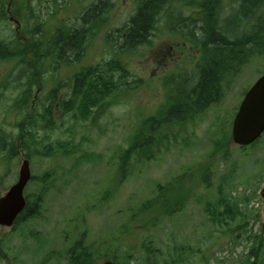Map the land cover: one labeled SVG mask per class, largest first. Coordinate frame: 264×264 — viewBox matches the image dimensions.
I'll list each match as a JSON object with an SVG mask.
<instances>
[{
  "label": "rangeland",
  "instance_id": "1",
  "mask_svg": "<svg viewBox=\"0 0 264 264\" xmlns=\"http://www.w3.org/2000/svg\"><path fill=\"white\" fill-rule=\"evenodd\" d=\"M18 1L11 11L15 7L21 19L20 32L6 11L0 21V40L7 43L15 34L27 40L24 31L36 20H23L25 13L37 16L48 30L62 20L72 22L96 0H27L19 10ZM109 1L113 7L103 16L105 21L83 65L110 59L111 45L105 35L126 24L134 13L135 0ZM188 3L184 17L197 12ZM221 3L220 19L238 6V0ZM153 34L148 46L125 59L130 73L127 82L135 84L134 89L121 93L95 122L74 123L72 115L57 113L54 121L60 130L38 132L37 146L26 142L23 151L18 150L17 125L24 113L16 107L21 91L13 83L20 70L18 61H0V131L8 144L17 146L18 153H0V197L17 181L27 152L35 179L28 183L26 196L32 201L44 185L49 188L37 217L9 230L0 228V264H69V249L79 240L95 252L96 264L106 260L104 255L116 257V264H149L144 248L156 252L151 264H243L256 246L254 235H259L257 246L261 248L257 264H264V133L256 144L244 148L232 144L229 137L239 104L264 73V54L242 67L217 104L189 122L161 130L153 159L133 155L128 175L120 180L117 158L128 147L129 137L166 105L171 87L185 88L196 77L199 47L169 34L164 18ZM72 73L73 69H67L43 75L42 84L31 92L28 107L35 105L38 113L56 83L66 82ZM67 92L68 88H61L59 98ZM41 177L46 184L37 180ZM165 185L181 189L182 195L188 192L189 198L182 205L169 203V209L180 207V212L162 216L155 230L143 233L144 225L154 226L148 223L149 216H157L156 206L142 210L143 203L158 198V189ZM122 221L129 232L125 234L126 226L118 230L117 242L130 241L129 248L113 241ZM124 251H128L127 261L122 257Z\"/></svg>",
  "mask_w": 264,
  "mask_h": 264
},
{
  "label": "trees",
  "instance_id": "2",
  "mask_svg": "<svg viewBox=\"0 0 264 264\" xmlns=\"http://www.w3.org/2000/svg\"><path fill=\"white\" fill-rule=\"evenodd\" d=\"M26 1L19 0L17 9L23 8ZM188 1L191 2L190 7L197 12L185 18L182 17L181 11L189 6ZM5 3L6 0H0V21L4 20L6 14ZM16 3L17 0H7L6 4L16 6ZM112 7L113 4L109 0H96L79 17L72 18V22L66 21L69 18L62 20L63 23L53 25L48 30L44 29L45 23L40 22L37 16L31 13L28 16L25 13L23 20H36L24 31H27L24 33L28 36L27 40L16 34L12 42L0 40V61H18L20 70L13 83L15 87H20L21 91L16 107L24 113L17 125L18 138L21 140L18 150L23 151L26 142L33 147L37 146L38 132L53 131L54 127V130L59 129L54 121V115L57 113L61 116L72 115L74 123L87 120L95 122L111 103H116V98L120 99L121 93L134 89L135 84L131 86L127 82L130 73L125 59L135 55L139 48L150 44L156 25L163 18L169 34L187 39L195 47H199L200 58L194 83L190 86L186 84L185 88L171 87L166 105L156 116L142 122L140 128L129 137L128 147L118 155L120 180H124L128 175L129 160L133 155L138 159H153L160 143V138L156 136L161 130L175 123L180 125L189 122L210 106L217 104L242 67L253 57L264 54V0H238L236 9L223 19H220L224 9L221 0H135L134 13L127 23L105 35L106 43L111 45L110 59L83 65L86 51L105 21L103 16L111 11ZM27 10L31 12L30 7ZM10 14L21 23L15 7L10 10ZM15 31L20 32V28ZM67 69H73V73L68 75L66 82L56 83L45 99L47 102L40 103L39 112L35 113V105L29 108L31 92L34 86L39 87L42 84L43 75L59 74ZM61 88H68L63 99L59 98ZM16 149L17 146L14 143L8 144L0 131V153L8 152L9 155L17 156ZM23 157L29 161L31 154L24 153ZM34 179L32 176L30 181ZM37 180L46 184L45 177ZM172 188L169 185L160 187L158 198L143 203V208L141 206L142 210L153 205L157 207V216H149L147 219L148 223L151 221L154 226L144 225L141 227L143 233L155 230L162 216L172 217V214L180 212V207L176 211L169 209V203L182 205L188 200V192L182 195L181 189ZM48 190V186L44 185L32 201L29 195L26 196V206L15 221L14 228L40 214L41 204ZM221 204L225 205V202ZM207 213L214 214L210 210H207ZM123 226H126L124 221L116 227L118 229L114 231L113 241L116 245L129 248L132 242H117L118 230ZM128 232L127 227L125 234ZM138 232L140 231L137 230ZM254 236L257 246L260 243L257 240L259 235ZM256 246L250 249L243 264H247L251 259L249 264H257L261 248ZM144 252L151 264L157 256L156 252L152 248H144ZM69 254V264H96L95 252L90 250V246L82 244L81 240L75 242L72 253L70 251ZM123 255L127 261L128 251H124ZM101 257L117 261L116 257L111 255Z\"/></svg>",
  "mask_w": 264,
  "mask_h": 264
},
{
  "label": "water",
  "instance_id": "3",
  "mask_svg": "<svg viewBox=\"0 0 264 264\" xmlns=\"http://www.w3.org/2000/svg\"><path fill=\"white\" fill-rule=\"evenodd\" d=\"M264 133V74L245 94L231 127L232 144L246 147ZM31 179L29 161L23 158L17 181L0 197V227L10 228L26 206L24 190ZM264 199V187L261 190ZM102 264H114L107 260Z\"/></svg>",
  "mask_w": 264,
  "mask_h": 264
},
{
  "label": "flooded vegetation",
  "instance_id": "4",
  "mask_svg": "<svg viewBox=\"0 0 264 264\" xmlns=\"http://www.w3.org/2000/svg\"><path fill=\"white\" fill-rule=\"evenodd\" d=\"M135 5V4H134ZM182 17H184V15H183V13L185 12V8L183 9L182 8ZM172 15V14H171ZM185 18H189V16H187V17H185ZM186 35L189 37V34L188 33H186ZM179 37V36H178ZM183 39V38H182ZM74 245L75 244H73V245H71V247H70V249H69V253H70V251H71V253H72V248L74 247ZM69 259H70V254H69Z\"/></svg>",
  "mask_w": 264,
  "mask_h": 264
}]
</instances>
